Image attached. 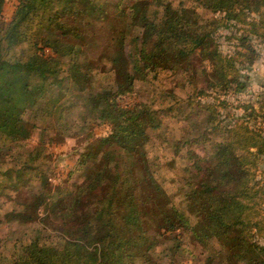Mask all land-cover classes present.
Returning a JSON list of instances; mask_svg holds the SVG:
<instances>
[{
    "label": "trees",
    "instance_id": "16d2710c",
    "mask_svg": "<svg viewBox=\"0 0 264 264\" xmlns=\"http://www.w3.org/2000/svg\"><path fill=\"white\" fill-rule=\"evenodd\" d=\"M5 1L0 139L27 140L46 98L86 172L54 185L0 147V223L21 228L0 264H264V96L231 101L264 53V0H16L8 21Z\"/></svg>",
    "mask_w": 264,
    "mask_h": 264
},
{
    "label": "rangeland",
    "instance_id": "374dc122",
    "mask_svg": "<svg viewBox=\"0 0 264 264\" xmlns=\"http://www.w3.org/2000/svg\"><path fill=\"white\" fill-rule=\"evenodd\" d=\"M116 1V0H115ZM114 2V0H113ZM16 8V0H6L3 10V19L8 21L14 10ZM225 46V45H224ZM225 48H227L225 46ZM249 75L248 87L245 91L239 95V98L232 97L231 101L238 104V101L244 100H257L261 99L264 95V53L256 61V63L246 71ZM59 90V89H58ZM72 97L67 95L65 98V105H70V99ZM126 101L130 100V97L125 98ZM46 98L39 102L36 110L33 112H28L25 115V119L33 124L35 127L33 129L32 135L25 141L17 143H10L0 139V147L3 152H12L14 150L24 152L23 156L16 155L14 161L10 160L9 163L13 164L15 161H28L30 159L37 158V163L40 168L44 170V173L49 177V180L54 185H72L80 181L83 178L86 169L79 165L80 153L83 150L85 142L82 138H73L68 134L67 123L63 118H59L57 115H51L49 112L54 111L52 108L48 110L42 109L43 103H45ZM47 106V105H46ZM51 106V105H50ZM79 102L77 103L74 110L78 109ZM38 109H41L39 111ZM236 113L241 114V109H234ZM59 119V120H58ZM72 119V118H70ZM98 134H104L107 131L105 125H99L96 128ZM83 136L85 134H82ZM18 145V146H17ZM11 150H10V149ZM200 152H202V147H197ZM30 151L32 154L30 155ZM26 178H31L30 174ZM9 183L8 180L0 176V186ZM25 190L36 191L39 188V180L34 178L30 183L28 180ZM72 187L67 189L68 193L72 192ZM10 192V188L6 189L3 194H0V219L4 213L11 206V202L7 201V193ZM21 229L18 225L12 223L7 225V223H0V237L8 235L10 231ZM187 264H191L188 262Z\"/></svg>",
    "mask_w": 264,
    "mask_h": 264
}]
</instances>
